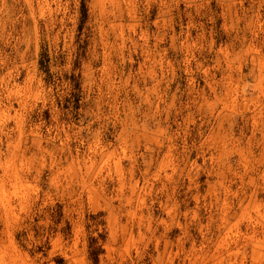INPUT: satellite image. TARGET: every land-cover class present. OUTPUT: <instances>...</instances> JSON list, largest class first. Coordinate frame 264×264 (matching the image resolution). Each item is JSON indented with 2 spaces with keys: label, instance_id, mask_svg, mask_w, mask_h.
<instances>
[{
  "label": "rangeland",
  "instance_id": "rangeland-1",
  "mask_svg": "<svg viewBox=\"0 0 264 264\" xmlns=\"http://www.w3.org/2000/svg\"><path fill=\"white\" fill-rule=\"evenodd\" d=\"M0 264H264V0H0Z\"/></svg>",
  "mask_w": 264,
  "mask_h": 264
}]
</instances>
